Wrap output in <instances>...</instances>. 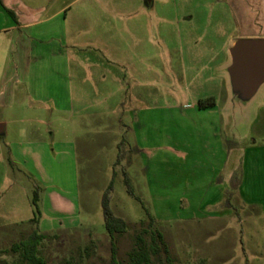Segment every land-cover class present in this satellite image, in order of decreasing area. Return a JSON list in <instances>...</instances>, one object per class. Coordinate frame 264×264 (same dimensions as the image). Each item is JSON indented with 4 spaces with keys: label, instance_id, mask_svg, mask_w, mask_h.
<instances>
[{
    "label": "rangeland",
    "instance_id": "obj_1",
    "mask_svg": "<svg viewBox=\"0 0 264 264\" xmlns=\"http://www.w3.org/2000/svg\"><path fill=\"white\" fill-rule=\"evenodd\" d=\"M224 6L0 0V264L34 231L45 264H114L107 192L118 264L152 233L150 264H264V82L233 91Z\"/></svg>",
    "mask_w": 264,
    "mask_h": 264
},
{
    "label": "trees",
    "instance_id": "obj_2",
    "mask_svg": "<svg viewBox=\"0 0 264 264\" xmlns=\"http://www.w3.org/2000/svg\"><path fill=\"white\" fill-rule=\"evenodd\" d=\"M5 10H7L17 22L16 16L12 13V11L6 8ZM126 183L129 187V192L132 193L128 178H126ZM38 202V194L35 193L33 204L37 212H39ZM108 204L109 192L105 194L102 205L104 212L105 228L112 242V261L114 264H118L116 260L115 237L116 235L124 234L127 230V225L122 219L117 218L113 215V213L109 209ZM32 222L38 224V219L36 216L32 219ZM143 232L147 233V231ZM44 239L45 236L43 234L38 233V231H34L26 239L22 240L20 243L14 244L8 251L5 252L19 254L21 258V264H45L43 259L39 256V246ZM157 242H161L160 236L152 233V245L149 248H146L144 240L142 239V237L138 236L136 238L135 248L130 254L131 264H150L151 255L156 256L159 254L160 251L159 244H157Z\"/></svg>",
    "mask_w": 264,
    "mask_h": 264
},
{
    "label": "water",
    "instance_id": "obj_3",
    "mask_svg": "<svg viewBox=\"0 0 264 264\" xmlns=\"http://www.w3.org/2000/svg\"><path fill=\"white\" fill-rule=\"evenodd\" d=\"M229 54L231 87L250 99L264 82V39H239L230 47ZM3 133L4 124H0V135Z\"/></svg>",
    "mask_w": 264,
    "mask_h": 264
},
{
    "label": "crops",
    "instance_id": "obj_4",
    "mask_svg": "<svg viewBox=\"0 0 264 264\" xmlns=\"http://www.w3.org/2000/svg\"><path fill=\"white\" fill-rule=\"evenodd\" d=\"M224 7L229 13L232 27L234 28L232 33L228 36L227 44L231 43L232 46L235 41L239 39H261L253 36L261 31L262 27H260V21H264V13L261 15L262 10L255 0H225ZM42 22V20H38L30 24L19 23L11 26V29L21 31L25 30L26 26L31 25L32 27H36L41 25Z\"/></svg>",
    "mask_w": 264,
    "mask_h": 264
},
{
    "label": "flooded vegetation",
    "instance_id": "obj_5",
    "mask_svg": "<svg viewBox=\"0 0 264 264\" xmlns=\"http://www.w3.org/2000/svg\"><path fill=\"white\" fill-rule=\"evenodd\" d=\"M205 107H206V106H205ZM205 107H204V108H205Z\"/></svg>",
    "mask_w": 264,
    "mask_h": 264
}]
</instances>
